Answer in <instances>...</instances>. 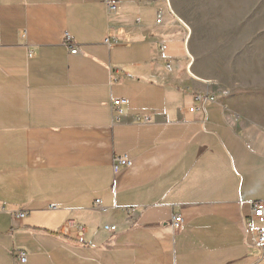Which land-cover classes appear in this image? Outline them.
I'll use <instances>...</instances> for the list:
<instances>
[{"label":"crops","instance_id":"0c3cea01","mask_svg":"<svg viewBox=\"0 0 264 264\" xmlns=\"http://www.w3.org/2000/svg\"><path fill=\"white\" fill-rule=\"evenodd\" d=\"M183 31L169 0H0V264H264L245 226L264 201V30L206 54ZM202 94L218 100L197 110Z\"/></svg>","mask_w":264,"mask_h":264},{"label":"rangeland","instance_id":"374dc122","mask_svg":"<svg viewBox=\"0 0 264 264\" xmlns=\"http://www.w3.org/2000/svg\"><path fill=\"white\" fill-rule=\"evenodd\" d=\"M178 17L187 43L198 45L201 54L215 42L234 43L252 34L255 27L264 30V0H169ZM221 45V44H220Z\"/></svg>","mask_w":264,"mask_h":264},{"label":"built area","instance_id":"2783aa9c","mask_svg":"<svg viewBox=\"0 0 264 264\" xmlns=\"http://www.w3.org/2000/svg\"><path fill=\"white\" fill-rule=\"evenodd\" d=\"M106 5L108 8V12L109 13H115L118 10V3L114 2V1H106ZM163 18V11L159 10L158 11V23H161ZM67 41L69 44V48L71 50V53H77L78 52V47L74 46V44L72 43L71 37L67 34L66 35ZM107 43H110L109 38L106 39ZM167 49V45L165 44H161V50L165 51ZM166 68L168 70H171L172 68V61L171 60H167L166 61ZM224 96L228 95V91L225 90L222 92ZM197 100L201 103L200 106L197 108V110H204V106L206 103L208 102H216L218 100V97L215 94H202L199 95ZM127 100L126 99H115L112 102V105L114 107H116V111L113 112V115L115 118H118V116L116 115L117 113H120V106L123 104H126ZM196 108L192 107L190 108V111L193 112ZM138 121H143V122H149L150 121V117L149 116H143V117H137ZM131 164V161L129 160V158L126 155L120 156V157H116L113 161V170L115 173H118L121 168L123 167H127ZM95 205L98 208H103L102 206V201L96 200ZM127 211V222L128 223H132L134 218L137 216L138 214V210L136 207H132V208H128L126 209ZM14 218L15 219H22L26 216L25 212H15L14 213ZM264 217V201H257L254 202L252 204V208H251V213L248 217H246L245 219V226L248 229H252L253 232V237H254V242L256 245H258L259 247L262 248L263 252H264V229L256 227L255 223L256 221L262 219ZM183 227V218L180 214L176 215L173 217V221H172V228L174 231L180 230ZM105 230L109 231V232H116L117 231V226L113 225V224H106L104 226ZM16 260L19 263H26L27 262V255L24 252H18L16 254Z\"/></svg>","mask_w":264,"mask_h":264}]
</instances>
